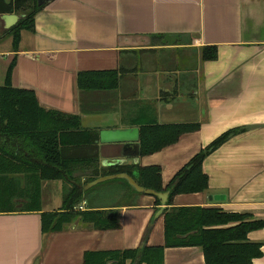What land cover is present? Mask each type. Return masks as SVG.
Segmentation results:
<instances>
[{"label":"crops","instance_id":"1","mask_svg":"<svg viewBox=\"0 0 264 264\" xmlns=\"http://www.w3.org/2000/svg\"><path fill=\"white\" fill-rule=\"evenodd\" d=\"M1 7L0 84L14 59L11 86L33 91L45 109L76 116L81 130L199 123L153 154L139 156L131 144L114 165H157L166 186L201 148L247 127L203 161L208 188L175 196L173 206L264 221V0H47L32 29H17L24 14ZM205 46L217 47L215 60L201 59ZM110 70L121 71L116 89H78L80 72ZM63 154L73 162L70 183L82 191L94 172L80 168L95 157L99 167L114 166L99 141L66 145ZM63 185L41 183L40 211L0 213V264H81L89 250L162 244L161 204L113 179L85 193L75 210H115L119 228L97 230L77 218L43 233L41 213L62 212ZM247 239L262 251L250 264H264V227ZM163 264L205 262L199 247H173L164 249Z\"/></svg>","mask_w":264,"mask_h":264},{"label":"trees","instance_id":"2","mask_svg":"<svg viewBox=\"0 0 264 264\" xmlns=\"http://www.w3.org/2000/svg\"><path fill=\"white\" fill-rule=\"evenodd\" d=\"M44 4L37 0H10L7 4L0 1L2 12L24 14L17 29H32L34 16ZM200 51L204 61L217 58L216 46H205ZM14 66L13 59L4 83L0 84V213L40 211L41 183L61 180L64 183L62 212L41 213L43 233L60 231L77 218L97 230L119 228L115 210H75L85 193L102 182L84 191L77 184H71L72 176L68 172L73 174V162L63 154L69 144L96 147L99 131L81 130L76 116L45 109L39 105L33 91L13 88L10 78ZM120 74L121 71L116 70L83 71L77 76V86L81 91L116 89ZM198 129L199 123L141 124L138 155L158 152L176 143L182 135ZM246 131L247 127L241 126L223 132L193 155L166 186L162 184L161 168L157 165L102 168L95 157L89 167L80 168L94 172L83 185L99 177L125 173L145 189L168 193L162 212V244L145 243L142 248L123 250H89L84 252L81 264H163L164 249L173 247H199L205 264H250L259 258L261 244L249 241L247 234L263 228V220L249 213L226 212L215 207L173 206L175 196L201 193L208 188L203 161L230 138ZM113 180L124 182L134 193L144 194L137 192L125 179ZM153 197L154 204L160 205V199Z\"/></svg>","mask_w":264,"mask_h":264},{"label":"water","instance_id":"3","mask_svg":"<svg viewBox=\"0 0 264 264\" xmlns=\"http://www.w3.org/2000/svg\"><path fill=\"white\" fill-rule=\"evenodd\" d=\"M37 1L40 4V3H44L47 0H37ZM14 17H17V16H14ZM98 141L99 143L105 146L107 153L112 157V159H110L109 161L110 162L109 165H114L119 161V159H117L118 158L117 156H119L120 153L123 154L127 146H130L131 144H136V146L139 148L138 146L139 129L137 127H129V128H123V129L100 130L98 132ZM113 178L125 179L128 182V184L139 193H144L146 195H151V196H157L160 199V203H161L159 213L163 212V210L166 208V202H167V196H168L167 192L158 193L150 189H145L141 187L139 184H137V182L132 177H130L129 175L125 173H119L116 175L99 177L87 183L83 187V189L86 190L98 183H101L103 181L113 179ZM143 245H140L139 248H142Z\"/></svg>","mask_w":264,"mask_h":264},{"label":"rangeland","instance_id":"4","mask_svg":"<svg viewBox=\"0 0 264 264\" xmlns=\"http://www.w3.org/2000/svg\"><path fill=\"white\" fill-rule=\"evenodd\" d=\"M0 67H1V65H0ZM0 74L2 75V69H1V71H0ZM124 183V182H123ZM97 185V184H96Z\"/></svg>","mask_w":264,"mask_h":264}]
</instances>
